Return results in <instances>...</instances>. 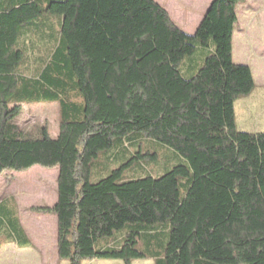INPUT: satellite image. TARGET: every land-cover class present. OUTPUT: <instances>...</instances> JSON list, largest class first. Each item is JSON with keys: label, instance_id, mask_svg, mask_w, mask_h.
<instances>
[{"label": "trees", "instance_id": "1", "mask_svg": "<svg viewBox=\"0 0 264 264\" xmlns=\"http://www.w3.org/2000/svg\"><path fill=\"white\" fill-rule=\"evenodd\" d=\"M241 3L213 0L189 35L154 0H0V175L57 169L37 211L60 261L264 264V131L235 120L254 88L232 59ZM24 104L56 105L55 138L16 124ZM153 145L182 162L126 176ZM7 241L29 244L0 200Z\"/></svg>", "mask_w": 264, "mask_h": 264}, {"label": "rangeland", "instance_id": "2", "mask_svg": "<svg viewBox=\"0 0 264 264\" xmlns=\"http://www.w3.org/2000/svg\"><path fill=\"white\" fill-rule=\"evenodd\" d=\"M193 8H198L202 0H182L175 1L173 4L177 6V2H185ZM240 5V4H239ZM250 13V14H249ZM249 16L248 41L253 44L260 43L258 40L260 22L264 21V0H243L241 3L239 16L243 20ZM263 23V22H262ZM261 23V24H262ZM241 40L235 39L236 48L241 45ZM243 103L245 106L251 105L253 111L249 110L247 114H243L239 118V105ZM235 120L238 131L257 133L264 131V121L257 120V110H264L258 105V102L251 100V96L240 97L235 102ZM24 130H30L34 126H46L50 136L55 138L58 133L57 124V107L54 104H37L21 107V113L15 120ZM147 151L157 154V158L153 161L143 160L131 169L126 171L125 175H150L159 177L173 166L182 162L169 149L153 145ZM102 158V157H101ZM128 156L121 157L119 162L109 166L116 168L119 164L125 162ZM106 173H103L104 177ZM56 179L57 169H45L42 167H33L25 172L5 171L0 175V200L7 201L8 205L15 206L16 212L27 231L29 239L35 248H43L46 256L45 259L32 258L28 260H11L12 255L9 250H2L0 253V264H69L67 261H60L56 254V218L51 213H43L37 211L39 208H52L56 203ZM138 250H143L142 244L137 246ZM7 251V252H5ZM4 252V253H3ZM83 264H122L120 261H91ZM132 264H152L150 261H135Z\"/></svg>", "mask_w": 264, "mask_h": 264}, {"label": "crops", "instance_id": "3", "mask_svg": "<svg viewBox=\"0 0 264 264\" xmlns=\"http://www.w3.org/2000/svg\"><path fill=\"white\" fill-rule=\"evenodd\" d=\"M154 1L169 14L170 19L179 29H181L186 34L192 35L196 31L198 25L203 19V16L205 15L208 6L213 0H202V3L198 8L191 7L190 4H187V1L186 3L177 2V4H175L177 6H174L173 3L175 1L182 0ZM240 6L241 4L236 7L237 23L233 31L232 59L233 62L237 65H245L249 67L254 82V88L252 93L250 94L251 100L254 102H258V105L264 108V21H262L263 23L260 22L259 26H257L260 32L257 35L260 43H250L248 41V36H246L248 35V30L250 28L248 27L249 23L247 22L249 20V16L247 15V17H245L243 20L240 18ZM236 37L237 40H241L242 42L241 45L237 48L235 46ZM249 110L253 111L252 103L248 106H245L243 103H241L238 109L240 116L239 118H241L243 114H247ZM253 115H256L257 120L261 122L264 121V110H257V113H253ZM17 216L21 229L24 235L29 240V244L26 246H21L14 241H7L5 243H1L0 253L4 249L9 250L12 255H15V257H11V260H28V258H37L38 260L43 258L44 260L46 254L44 250H42L43 248H35L32 241L27 235V231L24 228L18 213Z\"/></svg>", "mask_w": 264, "mask_h": 264}]
</instances>
